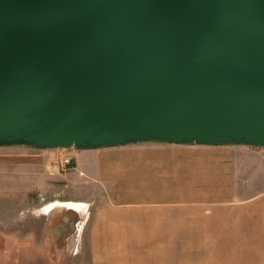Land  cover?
I'll return each mask as SVG.
<instances>
[{
	"label": "water",
	"instance_id": "95a60500",
	"mask_svg": "<svg viewBox=\"0 0 264 264\" xmlns=\"http://www.w3.org/2000/svg\"><path fill=\"white\" fill-rule=\"evenodd\" d=\"M264 148V0H0V147Z\"/></svg>",
	"mask_w": 264,
	"mask_h": 264
},
{
	"label": "crops",
	"instance_id": "0c3cea01",
	"mask_svg": "<svg viewBox=\"0 0 264 264\" xmlns=\"http://www.w3.org/2000/svg\"><path fill=\"white\" fill-rule=\"evenodd\" d=\"M250 148L147 142L77 150L76 182L85 169L104 188L121 191L84 220L89 251L109 255L104 264H164L166 253L178 254V264H264V159H248L263 158L264 149ZM164 151L182 155L162 161L179 168L177 202L164 191L154 195L155 160L137 157ZM58 203L85 219V202Z\"/></svg>",
	"mask_w": 264,
	"mask_h": 264
},
{
	"label": "rangeland",
	"instance_id": "374dc122",
	"mask_svg": "<svg viewBox=\"0 0 264 264\" xmlns=\"http://www.w3.org/2000/svg\"><path fill=\"white\" fill-rule=\"evenodd\" d=\"M77 150L0 147V264H104L105 258L110 257L89 251L83 225L84 220L97 213L104 199L116 201L121 191L104 188L103 181L85 169L86 174L77 182L74 180L75 173L79 174L77 169L59 172L60 158L64 154L74 157ZM180 156L170 151L137 156L143 163L148 158L155 160L156 165L150 171L155 177L153 192L157 197L164 191L163 196L171 202L178 201L179 168L162 161L177 162ZM248 159L260 161L264 157L248 156ZM132 183L126 181L124 185L129 187ZM163 185L170 189L162 190ZM66 200L85 202V219L81 211L58 203ZM165 257L164 264H178V254L166 253Z\"/></svg>",
	"mask_w": 264,
	"mask_h": 264
},
{
	"label": "built area",
	"instance_id": "2783aa9c",
	"mask_svg": "<svg viewBox=\"0 0 264 264\" xmlns=\"http://www.w3.org/2000/svg\"><path fill=\"white\" fill-rule=\"evenodd\" d=\"M75 168L74 157L70 154H64L57 162V170L59 172H66Z\"/></svg>",
	"mask_w": 264,
	"mask_h": 264
}]
</instances>
